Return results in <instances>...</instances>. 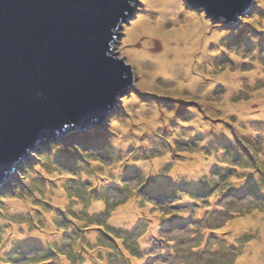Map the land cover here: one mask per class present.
Returning <instances> with one entry per match:
<instances>
[{
    "label": "rangeland",
    "instance_id": "rangeland-1",
    "mask_svg": "<svg viewBox=\"0 0 264 264\" xmlns=\"http://www.w3.org/2000/svg\"><path fill=\"white\" fill-rule=\"evenodd\" d=\"M229 23L139 0L114 44L133 85L83 129L102 141L67 132L0 182V264H264V0Z\"/></svg>",
    "mask_w": 264,
    "mask_h": 264
},
{
    "label": "water",
    "instance_id": "water-1",
    "mask_svg": "<svg viewBox=\"0 0 264 264\" xmlns=\"http://www.w3.org/2000/svg\"><path fill=\"white\" fill-rule=\"evenodd\" d=\"M186 2L236 23L254 0ZM138 4L0 0V182L39 144L114 112L134 81L132 64L114 44Z\"/></svg>",
    "mask_w": 264,
    "mask_h": 264
},
{
    "label": "trees",
    "instance_id": "trees-1",
    "mask_svg": "<svg viewBox=\"0 0 264 264\" xmlns=\"http://www.w3.org/2000/svg\"><path fill=\"white\" fill-rule=\"evenodd\" d=\"M111 124H112V121L109 122V123H108L107 125H105V126L109 128ZM97 128H101L102 133L99 132V129H98V130H95V128H91V129L88 130V131H83V129H77V130H74L73 132L68 133V135L73 136L74 139L78 138L79 135H82V136H80V138H81L80 141H81L82 143L91 142V143H93V144H97V143H99V142L102 141V139L104 138L103 136L105 135V133H106L107 131H109V129H103L102 126H97ZM82 133H83V134H82ZM53 146H54V148L56 149V147H57L58 145H57L56 143H53V144H51V148H52ZM70 146H72V145L70 144V145H68V146H66V147H61V148L68 150V149L70 148ZM85 147H87V146H85ZM52 150H54V149H52ZM27 172H28V171H27ZM19 189H21V188H19ZM5 196H6L5 193H2V195L0 196V201H1V203H2L3 198H4Z\"/></svg>",
    "mask_w": 264,
    "mask_h": 264
},
{
    "label": "bare ground",
    "instance_id": "bare-ground-1",
    "mask_svg": "<svg viewBox=\"0 0 264 264\" xmlns=\"http://www.w3.org/2000/svg\"><path fill=\"white\" fill-rule=\"evenodd\" d=\"M42 147H44V145Z\"/></svg>",
    "mask_w": 264,
    "mask_h": 264
},
{
    "label": "snow or ice",
    "instance_id": "snow-or-ice-1",
    "mask_svg": "<svg viewBox=\"0 0 264 264\" xmlns=\"http://www.w3.org/2000/svg\"><path fill=\"white\" fill-rule=\"evenodd\" d=\"M118 126V125H117Z\"/></svg>",
    "mask_w": 264,
    "mask_h": 264
}]
</instances>
